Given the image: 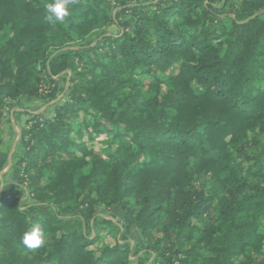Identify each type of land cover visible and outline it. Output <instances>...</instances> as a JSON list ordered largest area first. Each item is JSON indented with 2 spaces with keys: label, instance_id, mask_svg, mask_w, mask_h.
Masks as SVG:
<instances>
[{
  "label": "trees",
  "instance_id": "trees-1",
  "mask_svg": "<svg viewBox=\"0 0 264 264\" xmlns=\"http://www.w3.org/2000/svg\"><path fill=\"white\" fill-rule=\"evenodd\" d=\"M50 2L0 0V126L49 103L0 187V264H145L134 230L161 264H264V0H76L54 26Z\"/></svg>",
  "mask_w": 264,
  "mask_h": 264
},
{
  "label": "rangeland",
  "instance_id": "rangeland-1",
  "mask_svg": "<svg viewBox=\"0 0 264 264\" xmlns=\"http://www.w3.org/2000/svg\"><path fill=\"white\" fill-rule=\"evenodd\" d=\"M237 2V0H234ZM133 23L132 18H125L121 25H117L115 22L108 28V34H118L119 30L123 27H129ZM12 35V30L10 26H7L5 30L0 32V44H4L7 39H9ZM107 35V34H105ZM104 37V36H102ZM109 40H104L103 43L108 42ZM97 42V41H96ZM95 44V42L93 43ZM67 73H70L68 71ZM170 70L164 73H159L162 79H166ZM68 75V74H67ZM66 75V76H67ZM145 83L151 81V79L145 77ZM69 86V80L62 82V87ZM162 90L166 91L165 83L162 84ZM64 91H58V99H62L64 96ZM11 104L5 108L2 113V121L0 126V181L1 188L3 190L6 184L11 182H17L21 177V169L15 165L16 163V154L19 150L18 143L23 141L25 137V133L30 127L28 123L29 119H31V114L37 113H45L47 112L48 104L44 99H38L37 97H25L21 100L11 101ZM30 115V116H29ZM82 121V118L80 119ZM87 140V137H85ZM111 135L101 134L98 136H94L92 142H90V147L100 151L103 156H107L110 153L111 145H110ZM208 178L204 176H200L198 178V183L203 184L207 183ZM102 215L107 216L109 219L119 222L121 220V211L119 208L112 210L111 212L102 211ZM159 233L156 234L158 236ZM131 246L133 249L132 259L138 260L140 257H145V264H161V262L157 259H154L153 256H145V251L142 250V247L145 245V240L141 237L140 232L138 230H134L131 239L125 243ZM140 250V251H139ZM264 252V246H263ZM197 264H203L202 261H199Z\"/></svg>",
  "mask_w": 264,
  "mask_h": 264
},
{
  "label": "clouds",
  "instance_id": "clouds-1",
  "mask_svg": "<svg viewBox=\"0 0 264 264\" xmlns=\"http://www.w3.org/2000/svg\"><path fill=\"white\" fill-rule=\"evenodd\" d=\"M76 0H53L46 3L45 8L49 15L46 17L51 25L64 23L65 18L69 16L71 6ZM45 232L39 223L34 224L29 230L25 231L22 236V243L28 249H36L45 243Z\"/></svg>",
  "mask_w": 264,
  "mask_h": 264
}]
</instances>
